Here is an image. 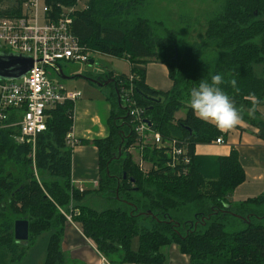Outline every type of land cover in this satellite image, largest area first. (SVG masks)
<instances>
[{"label":"trees","instance_id":"16d2710c","mask_svg":"<svg viewBox=\"0 0 264 264\" xmlns=\"http://www.w3.org/2000/svg\"><path fill=\"white\" fill-rule=\"evenodd\" d=\"M143 2L87 0L71 24L72 34L87 51L123 58L130 65L127 75L108 73L112 91L104 121L107 136L79 140L96 149L97 185L90 191L122 203V208L95 211L79 204L90 191H79L71 184L73 150L65 145V136L73 126L74 102L48 111L46 130L36 139L33 158L29 145L13 140L15 129L1 130L0 264L20 263L45 232L50 235L41 264H76L61 247L69 223L109 264H163L162 249L171 245L188 257L189 264H264V193L238 203L229 201L245 180L237 154L232 150L227 157L196 156V145L211 144L225 135L212 123L196 118L187 105L190 89L219 72L224 78L221 87L237 108L240 121L264 141V117L256 110L264 105V79L253 73L254 65H264V0H224L208 19L199 41L182 51L171 34L168 40L152 42V25L135 15ZM148 62L165 65L172 83L168 91L146 85L143 67ZM233 80L235 87L230 83ZM121 87L131 89L129 98L163 142L174 140L186 150L187 165L169 167L166 147L141 144ZM181 110H185L184 117L175 118ZM130 148L147 165L146 171L134 162ZM11 163L21 171L7 170ZM31 168L55 180L40 174L41 184ZM17 220L28 222L26 242L14 240ZM140 221H147L148 227L140 226ZM135 238L137 248L132 250Z\"/></svg>","mask_w":264,"mask_h":264},{"label":"built area","instance_id":"2783aa9c","mask_svg":"<svg viewBox=\"0 0 264 264\" xmlns=\"http://www.w3.org/2000/svg\"><path fill=\"white\" fill-rule=\"evenodd\" d=\"M18 1L13 0L8 5L7 0L0 5V52L28 57L32 60V67L22 78L0 81V131L15 129L13 140L17 144L29 145L30 157L33 158L36 139L46 130L48 111L67 101L75 102L80 96L78 92L67 91L60 81L52 77L61 75V61L88 62L90 59L91 53L71 32L73 15L86 8L87 0H74L70 6L53 5L48 0H22L19 5ZM120 92L141 144L166 147L169 167L187 165L186 150L178 147L174 140L163 142L160 135L150 128L142 109L129 98L131 89L121 87ZM214 143L221 145L223 141L217 138ZM78 144L71 133L65 136L67 147L73 150ZM132 150L128 149L129 152ZM136 155V163L143 170L144 163Z\"/></svg>","mask_w":264,"mask_h":264},{"label":"rangeland","instance_id":"374dc122","mask_svg":"<svg viewBox=\"0 0 264 264\" xmlns=\"http://www.w3.org/2000/svg\"><path fill=\"white\" fill-rule=\"evenodd\" d=\"M12 1L13 0H9L8 5H10ZM223 3L224 0H144L135 15L137 18L146 19L149 24L152 25L154 34V37H151L152 42H156L158 39L168 40L171 34L176 42L175 46L177 50L182 51L186 46L199 41L198 39L202 37L205 32L208 19L219 10ZM170 41L173 42L172 40ZM59 66L63 76L67 79L62 80L60 76L52 77V79L60 81L67 91L79 93L80 96L78 100H76L80 104L78 113L83 111L82 109L85 107V104H87V106L91 104V106L102 115L104 100L111 90L109 84L104 85V80L99 79L104 71H113L124 75L129 73V63L127 60L123 58L114 59L99 53H91L88 62L61 61L59 62ZM253 73L256 77L264 79V65H254ZM184 115L185 110H181L175 114V118H183ZM240 122L247 126L245 122ZM75 125L76 127H80L78 122ZM131 153L133 154L134 162H136L138 159L136 151L133 150ZM142 168L146 171L147 165L144 164ZM7 170L13 173L20 172L21 168L11 163ZM31 170L34 175L38 174L36 178L39 182L43 179V177H41L42 174L48 179L50 178L49 181L55 180V178L50 177L46 172L39 173L32 168ZM41 184H43V182H41ZM84 187L92 190L89 185H85ZM79 204L95 211H103L108 208L116 207L122 208V203L104 199L101 195H96L91 191L81 199ZM147 223V221H140L139 225L148 227ZM243 227L244 225H241V228ZM49 235V233L45 232L36 238L33 244L27 249L26 256L18 264H41L45 256V247ZM136 248L137 239L135 238L131 244V249L136 250ZM174 248L173 245H171V247H165L162 249V253L164 255L167 253L170 254L169 257L172 264H183L181 261L177 260L173 251Z\"/></svg>","mask_w":264,"mask_h":264},{"label":"crops","instance_id":"0c3cea01","mask_svg":"<svg viewBox=\"0 0 264 264\" xmlns=\"http://www.w3.org/2000/svg\"><path fill=\"white\" fill-rule=\"evenodd\" d=\"M143 68L145 69V83L149 88L160 92H166L171 88V81L168 78V71L165 65L158 62H148ZM111 72L113 74H120ZM111 91L104 100L102 115L91 104L90 106L85 104V107L82 109L83 111L78 113L80 104L78 101L74 102L73 126L69 133L78 141H92L94 139H103L107 136L104 121L107 119L110 111L107 98L110 96ZM256 110L264 117V105L258 106ZM77 122L80 124V127H76L75 124ZM235 126L237 129L234 127L219 129L225 135L223 138L219 137L222 139L223 144L216 145L212 142L208 145L199 144L194 148V154L200 157H227L232 150L236 152L237 160L245 175V180L229 196L228 199L232 203L245 201L264 193V141L255 136L254 129L251 126H246L242 122H239ZM96 165V149L93 145H81L79 143L73 148L71 184L74 189L90 191L84 187L85 185L91 186L92 190L94 189L97 185ZM61 247L66 258L72 262H76V264H109L72 223H69L65 227ZM173 248L177 260L183 264H188V258L186 256L185 258L176 246H173ZM169 255V253L164 255L165 261L163 264H172Z\"/></svg>","mask_w":264,"mask_h":264},{"label":"clouds","instance_id":"9594fccd","mask_svg":"<svg viewBox=\"0 0 264 264\" xmlns=\"http://www.w3.org/2000/svg\"><path fill=\"white\" fill-rule=\"evenodd\" d=\"M224 78L219 72L209 74L189 92L187 105L193 115L218 129H229L237 125L241 116L229 95L222 89ZM235 87V81L230 82ZM251 115V113H250Z\"/></svg>","mask_w":264,"mask_h":264},{"label":"water","instance_id":"95a60500","mask_svg":"<svg viewBox=\"0 0 264 264\" xmlns=\"http://www.w3.org/2000/svg\"><path fill=\"white\" fill-rule=\"evenodd\" d=\"M31 67L32 60L28 57L0 52V81H11L22 78ZM60 78L62 80L67 79L62 73ZM103 80L104 85L112 82L111 79L103 78ZM117 101L119 102V99ZM13 236L16 242H26L28 240V222L26 220H17L14 222Z\"/></svg>","mask_w":264,"mask_h":264},{"label":"flooded vegetation","instance_id":"af4514ba","mask_svg":"<svg viewBox=\"0 0 264 264\" xmlns=\"http://www.w3.org/2000/svg\"><path fill=\"white\" fill-rule=\"evenodd\" d=\"M100 76H101L100 78H102V79H103V78L109 79V78H108V73H107V72H105V73L103 72Z\"/></svg>","mask_w":264,"mask_h":264}]
</instances>
